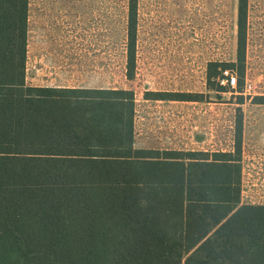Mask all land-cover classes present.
<instances>
[{"label":"trees","instance_id":"trees-1","mask_svg":"<svg viewBox=\"0 0 264 264\" xmlns=\"http://www.w3.org/2000/svg\"><path fill=\"white\" fill-rule=\"evenodd\" d=\"M237 1L236 62L209 63V82L243 76ZM27 18L28 0H0V264H264V205L240 204L239 138L232 153L135 148L132 90L26 84Z\"/></svg>","mask_w":264,"mask_h":264},{"label":"rangeland","instance_id":"rangeland-1","mask_svg":"<svg viewBox=\"0 0 264 264\" xmlns=\"http://www.w3.org/2000/svg\"><path fill=\"white\" fill-rule=\"evenodd\" d=\"M137 2L132 80L125 76L127 0H28L27 47L38 37L57 38L67 86L132 90L135 148L233 152L244 119L264 126V0L246 1L244 71L235 88L224 72L211 82L206 74L209 63L236 62L237 0ZM152 92L197 99L167 103L176 112L168 136L158 133ZM257 154L264 155V144L241 138V156Z\"/></svg>","mask_w":264,"mask_h":264},{"label":"crops","instance_id":"crops-1","mask_svg":"<svg viewBox=\"0 0 264 264\" xmlns=\"http://www.w3.org/2000/svg\"><path fill=\"white\" fill-rule=\"evenodd\" d=\"M28 3V16L31 12ZM28 33V20H27ZM27 54V85L32 87H48V88H76L66 85L65 74L61 71L66 61L62 54V49L57 38L48 39L36 38L35 43L29 47L26 46ZM48 67H52V71L47 73ZM26 72V71H25ZM48 76V77H47ZM158 101V123L159 135L161 137L168 136L173 132V124L176 121V112L172 106L167 105L170 101ZM264 111V109H260ZM242 125V131H241ZM252 121L244 119L240 124V132L238 135L240 142V165H241V205H264V155L241 156V138L242 143L246 144L249 140L258 145L264 144V126L258 127ZM134 145V144H133ZM236 146V145H235ZM143 149V148H137ZM159 151H176L171 148L159 145ZM184 152V151H177ZM194 152V151H186ZM208 153V152H207ZM223 153V152H222ZM232 153V152H225Z\"/></svg>","mask_w":264,"mask_h":264},{"label":"built area","instance_id":"built-area-1","mask_svg":"<svg viewBox=\"0 0 264 264\" xmlns=\"http://www.w3.org/2000/svg\"><path fill=\"white\" fill-rule=\"evenodd\" d=\"M224 75L226 76V82L229 84L231 88H235L236 86V76L233 74H228L227 71L224 72ZM250 87L246 86V89H249Z\"/></svg>","mask_w":264,"mask_h":264}]
</instances>
